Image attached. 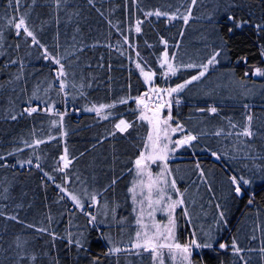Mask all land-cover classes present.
Instances as JSON below:
<instances>
[{
	"label": "trees",
	"instance_id": "obj_1",
	"mask_svg": "<svg viewBox=\"0 0 264 264\" xmlns=\"http://www.w3.org/2000/svg\"><path fill=\"white\" fill-rule=\"evenodd\" d=\"M21 17L37 42L17 34ZM217 53L171 95L175 139L196 137L165 165L167 199L183 201L174 241L213 245L192 247V264H264V0H0V264H156L133 247L145 194L135 160L150 131L134 99L182 84ZM100 105L111 107L88 110ZM233 176L250 181L240 198Z\"/></svg>",
	"mask_w": 264,
	"mask_h": 264
},
{
	"label": "snow or ice",
	"instance_id": "obj_2",
	"mask_svg": "<svg viewBox=\"0 0 264 264\" xmlns=\"http://www.w3.org/2000/svg\"><path fill=\"white\" fill-rule=\"evenodd\" d=\"M193 3H195V0H193ZM189 12H190V9H189ZM149 15H151V13H149ZM155 15L160 16V15H168V14L167 13H161L160 11H157L155 13ZM169 18L170 19L174 18V15L169 17ZM229 19H231V17ZM187 20H188V16H184L185 23H187ZM9 23H13V21L10 20ZM15 28L17 30V34H19L20 30L23 29V31L26 33L27 36L32 37L33 41L37 42L36 39H35V36L32 33V31H30L25 26V20H24L23 17H21L19 19L18 23H15ZM136 31L139 32L140 28L137 27ZM217 55H218V53L214 54L211 58L208 59V62L206 64H203V65L199 66L202 70L199 71L198 75H193L191 77V79L185 80L182 84H178L174 88H169V89H166V90H158L157 89L155 91L166 93L168 96H171L172 93L180 92L182 89L185 88L186 85L191 84L193 81H197L201 77H203L205 75L206 71L208 70L209 65H211V64L216 62ZM174 56H175V53H173V57ZM45 58L46 59L48 58L47 52L45 54ZM55 63L59 64L60 60L56 59ZM162 64H166L167 65V73H165L166 75L168 73L174 74L176 72V67L169 61L167 52H165L164 55H163ZM137 67L140 68L141 74L145 77L146 82L151 81L153 74L150 73V72H145L144 69L141 68L139 64L137 65ZM184 67L194 68V67H197V65L187 64V65H184ZM260 74H262L260 69H257L256 72L254 73V75H260ZM64 75H65V73L63 71V66L61 65V69H60V71L58 73V76L63 77ZM245 75H247V73ZM60 88H61V91L64 90L63 82L61 83ZM160 98L162 99V95H161ZM177 103H179V101H177ZM137 104H144V99L143 98H138L137 99ZM166 106L170 108L171 107V103L169 102L167 105H165L164 103L158 104V106H157V108L155 110L156 114L159 113L160 109H162V108H164ZM106 107H111V105H100L99 107L93 106V108L88 109V110L89 111H93L94 110V111H96L97 115H100L102 109H104ZM25 111L29 115H31V113L37 111V109H35V108H26ZM209 111L215 113L217 111V109L215 107H212V108L209 109ZM15 118H16L15 116L12 117V119H15ZM141 118L142 119H148V117L144 116L143 114H141ZM169 119H170V115H169ZM248 119L250 121L251 117H248ZM161 124H164V125L167 126L168 120L165 119V120L161 121L159 119H156V121H155L156 136H155V142H153V144H152L153 152L151 154L147 155V156L145 155L144 152H141L140 156L135 160V166H136V170H137V175L138 176H144L145 174H147V176L149 177V182L147 184V188L149 189V192H151V190L157 186V180L162 179V175H163V171L164 170H162V173L156 179H153L152 178V174L150 172H147V166L148 165H147L146 161L147 162H154L156 160H165L166 157H167V152L169 151L167 144H164L162 148L159 147V142L161 141V129H160V125ZM121 126H123V127H121ZM116 127L119 128L120 131L123 132L129 127V125H127L125 123V121L121 120L119 122V124L116 125ZM172 131L173 132L182 131V126L177 124L176 127L172 129ZM241 134L244 135V136H251L252 132L248 129V127H245ZM163 137H164V139L168 138L167 130H164ZM195 139H196L195 136L188 135V136H185L182 140H177L175 143H176V146L179 147L180 145L188 144L190 141L195 140ZM152 140H153L152 134L149 133V141H152ZM36 143L37 144L41 143V141H36ZM146 147H147V144H146ZM212 155L215 156L216 153H212ZM61 159L65 161L64 166L67 167L69 162L67 161L66 156L61 157ZM197 167H199V165H197ZM165 170H166V166H165ZM202 175H203V173H202ZM249 183H250V181L244 179L243 177H240L239 179L237 177H235V176L232 177V184L235 185V194L237 196H243V195L246 194L242 189H243V186L248 185ZM172 187L175 188V181L172 182ZM129 191L130 192H134V188H130ZM71 198L77 204H79V201L77 200V198L75 196H72ZM93 199H95L94 196H93ZM163 199H164V193H163V190L161 189L160 190V198L155 200V201H150V207L154 208L155 205H160L161 206V210H169L170 211V210L174 209L177 204L183 203L182 200H177V201H172L171 204L164 205L162 203ZM170 199L171 198L169 197V200ZM249 203H251V201H249ZM149 215H151V213ZM222 216H223V213H221V217ZM12 218L15 219V217H12ZM137 223L141 224V226H143L142 225V221L140 219L137 220ZM170 223H174V221H170ZM154 226L157 227V232H159V227L160 226L159 225H154ZM167 231H168L169 236H170L171 233H172V228L169 227L167 229ZM139 236H140V233L137 232V237H139ZM235 243L236 242L233 241L234 252L239 253L241 251V249L236 247ZM201 246L202 247H212L213 245L211 243H208V244H205V245H199L195 239L191 240L190 245H184V246H181L180 244L160 245V247H168L170 250L172 248L179 249L181 251V253L184 254V259L185 260L188 259V255L187 254L189 253L191 247H201ZM133 247L139 249V248H141V245L139 243H137V244H134ZM143 247H144L145 250H147L148 248H151L153 252L156 251V246L153 245L150 240L146 241L144 243ZM219 247H220V249H225L227 247V245L221 243V244H219ZM110 251L116 252V251H120V249H111ZM260 251H261V254L264 255V248H262Z\"/></svg>",
	"mask_w": 264,
	"mask_h": 264
},
{
	"label": "rangeland",
	"instance_id": "obj_3",
	"mask_svg": "<svg viewBox=\"0 0 264 264\" xmlns=\"http://www.w3.org/2000/svg\"><path fill=\"white\" fill-rule=\"evenodd\" d=\"M60 67L57 68V71L59 73L60 71ZM259 68H254L252 74L254 75V73L256 72V70ZM261 71V70H260ZM261 75V74H260ZM260 75H255L257 77H259ZM143 78L145 79V77L143 76ZM54 82L59 83V85H61V77L58 76L57 79L54 80ZM149 83V81H148ZM166 90L163 88H158V87H153L150 88V93H156L157 91L155 90ZM163 96L165 98V105H167L169 102L171 103V107H164L161 112H159L158 114H156V112H152L150 110H146L144 108V110H142V114L146 117H148V121L150 124V131L149 133L152 134L153 140L149 141V136H148V141H147V147L144 150L145 155H149L153 152V148H152V144L153 142H155V136H156V130H155V121L156 119H159L161 121L167 119L168 120V124L167 126L164 124L160 125V129H161V141L159 142V147L162 148L164 144L168 145V149L169 151L167 152V157L165 160H156L154 162H147V172H150L152 174V178L156 179L161 173L162 170L163 171V175H162V179L157 180V186L155 188H153L151 190V192H149V189L147 188V184L149 182V177L147 176V174H145L144 176H138V178L134 181L136 183V185L140 188V191L144 190L145 194H143V207L140 209V211L138 212V217L139 219L142 221V225H139L138 228V232L140 233L139 237H136L135 243L137 244L139 243L141 245V248L137 249L134 248L136 250H145L143 245L146 241H151L153 245L156 246V251L153 252V257L156 261V264H162V260H163V253L168 254L169 259L171 261L172 264H192V252H193V248H190L188 255V259L185 260L184 259V254L181 253V251L179 249L176 248H172L171 250L168 247H160V245H167V244H172L175 245L176 242L174 241V225H175V219H174V214H175V209L177 207V205L175 206L174 209L172 210H161V206L160 205H155L154 208L150 207V201H155L157 199L160 198V190H163L164 193V199H163V204L164 205H168L171 204V200L167 199V194H168V190L170 187V176L168 174L167 171V167L165 170V165H166V161L167 158L169 156V154L172 151V148L174 145H176V141L177 140H182V139H175V134L178 132H173L172 129L175 128L172 124H171V111H172V107L174 106V101L172 96H168L166 93H163ZM53 105H50L49 107V112L53 111ZM169 115H170V119H169ZM123 120L125 121V123L127 125L130 126L129 122L127 120H125L124 118L118 120V122L116 123L119 124V122ZM123 127V126H121ZM129 128V127H128ZM127 128V129H128ZM116 129L123 133L122 131H120L119 128L116 127ZM126 129V130H127ZM125 130V131H126ZM164 130H167L168 132V138L164 139L163 137V132ZM185 145V144H184ZM181 146V145H180ZM157 162L159 163L160 166L157 167V171H154L152 169V166L157 164ZM65 161L62 160V165L64 166ZM156 172L155 174L153 173ZM177 201V200H176ZM74 206L81 208V206L77 205L75 202L72 203ZM93 204L94 206L97 204V199L93 200ZM151 213V215H149ZM91 219H93V217H91ZM170 221H174V223H170ZM154 225H159V232H157V227H155ZM172 228V233L169 236V233L167 231L168 228ZM151 249V248H148ZM152 250V249H151Z\"/></svg>",
	"mask_w": 264,
	"mask_h": 264
},
{
	"label": "built area",
	"instance_id": "obj_4",
	"mask_svg": "<svg viewBox=\"0 0 264 264\" xmlns=\"http://www.w3.org/2000/svg\"><path fill=\"white\" fill-rule=\"evenodd\" d=\"M161 95H162V99L160 98ZM138 98H143L144 99V104H137V99ZM135 102H136V104L139 107H143L146 110L148 109V110H150L152 112H155L158 104H160V103H164L165 104V98H164L162 92H156V93H153V94H151L150 92H147L145 94H142V95L136 97L135 98ZM162 109H160L159 112H161Z\"/></svg>",
	"mask_w": 264,
	"mask_h": 264
},
{
	"label": "water",
	"instance_id": "obj_5",
	"mask_svg": "<svg viewBox=\"0 0 264 264\" xmlns=\"http://www.w3.org/2000/svg\"><path fill=\"white\" fill-rule=\"evenodd\" d=\"M35 109L39 110V106H35ZM45 110H46V108L44 107V108H43V111H45ZM238 197L240 198V197H242V196H238ZM92 205H93V204H92ZM92 205H91V206H92Z\"/></svg>",
	"mask_w": 264,
	"mask_h": 264
}]
</instances>
